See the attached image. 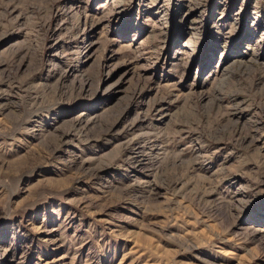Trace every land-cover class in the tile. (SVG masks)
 I'll use <instances>...</instances> for the list:
<instances>
[{
    "label": "rangeland",
    "instance_id": "374dc122",
    "mask_svg": "<svg viewBox=\"0 0 264 264\" xmlns=\"http://www.w3.org/2000/svg\"><path fill=\"white\" fill-rule=\"evenodd\" d=\"M0 264H264V0H0Z\"/></svg>",
    "mask_w": 264,
    "mask_h": 264
}]
</instances>
